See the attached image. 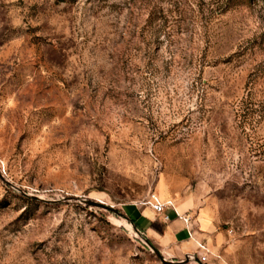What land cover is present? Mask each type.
I'll return each mask as SVG.
<instances>
[{
  "label": "rangeland",
  "instance_id": "rangeland-1",
  "mask_svg": "<svg viewBox=\"0 0 264 264\" xmlns=\"http://www.w3.org/2000/svg\"><path fill=\"white\" fill-rule=\"evenodd\" d=\"M0 264H264V0H0Z\"/></svg>",
  "mask_w": 264,
  "mask_h": 264
},
{
  "label": "crops",
  "instance_id": "crops-1",
  "mask_svg": "<svg viewBox=\"0 0 264 264\" xmlns=\"http://www.w3.org/2000/svg\"><path fill=\"white\" fill-rule=\"evenodd\" d=\"M149 213H137V216L135 217V221L139 225V227H142L143 229L151 232L159 233L154 226H152V222H159L156 217V212L151 209ZM166 213L170 215V219L168 221H164L166 225H163L162 227V233L161 236H168L169 241L173 243L174 245L181 248L182 251L186 253H189L191 249L195 247V244L187 237V230L188 226L187 223H185L182 218L178 216L176 211L174 209L170 210L166 209ZM147 214V215H146ZM162 218V215L157 214ZM163 219V218H162ZM161 219V220H162ZM161 222V221H160ZM159 222V223H160Z\"/></svg>",
  "mask_w": 264,
  "mask_h": 264
},
{
  "label": "built area",
  "instance_id": "built-area-1",
  "mask_svg": "<svg viewBox=\"0 0 264 264\" xmlns=\"http://www.w3.org/2000/svg\"><path fill=\"white\" fill-rule=\"evenodd\" d=\"M148 204L157 214L162 215L164 221H168L170 219V215L166 213L167 203L160 200L159 196L153 194L151 199L148 201ZM174 210L176 211V213L180 218H183L176 208ZM185 221L189 222V219L185 218Z\"/></svg>",
  "mask_w": 264,
  "mask_h": 264
},
{
  "label": "trees",
  "instance_id": "trees-1",
  "mask_svg": "<svg viewBox=\"0 0 264 264\" xmlns=\"http://www.w3.org/2000/svg\"><path fill=\"white\" fill-rule=\"evenodd\" d=\"M133 222L136 224L137 227H139V225L137 224V222L135 220H133ZM152 226L155 227V229L159 232V233H162V224L155 221V222H152Z\"/></svg>",
  "mask_w": 264,
  "mask_h": 264
},
{
  "label": "water",
  "instance_id": "water-1",
  "mask_svg": "<svg viewBox=\"0 0 264 264\" xmlns=\"http://www.w3.org/2000/svg\"><path fill=\"white\" fill-rule=\"evenodd\" d=\"M90 202V201H88ZM111 207V206H110ZM113 208V207H111ZM157 254L161 257V259L164 261V262H169L167 259H165L159 252H157Z\"/></svg>",
  "mask_w": 264,
  "mask_h": 264
}]
</instances>
